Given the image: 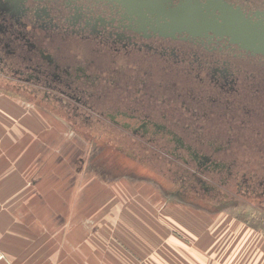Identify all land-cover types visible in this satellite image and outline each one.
I'll return each instance as SVG.
<instances>
[{
	"label": "flooded vegetation",
	"instance_id": "obj_1",
	"mask_svg": "<svg viewBox=\"0 0 264 264\" xmlns=\"http://www.w3.org/2000/svg\"><path fill=\"white\" fill-rule=\"evenodd\" d=\"M0 82L94 135L106 175L151 180L128 149L169 197L264 200V0H0Z\"/></svg>",
	"mask_w": 264,
	"mask_h": 264
},
{
	"label": "crops",
	"instance_id": "obj_2",
	"mask_svg": "<svg viewBox=\"0 0 264 264\" xmlns=\"http://www.w3.org/2000/svg\"><path fill=\"white\" fill-rule=\"evenodd\" d=\"M37 110L62 120L0 82V264H264V238L238 237L234 223L157 216L129 191L97 204L107 191L94 192L78 145L54 137L56 121L36 125Z\"/></svg>",
	"mask_w": 264,
	"mask_h": 264
},
{
	"label": "rangeland",
	"instance_id": "obj_3",
	"mask_svg": "<svg viewBox=\"0 0 264 264\" xmlns=\"http://www.w3.org/2000/svg\"><path fill=\"white\" fill-rule=\"evenodd\" d=\"M2 84L4 87L6 86L4 83ZM38 110L36 111V113L39 114V116H36L37 118L36 125H42L46 128L48 127V125H52V124L55 125V122L53 121L59 123L61 126L59 127V131L61 132L60 134L57 135L55 134L54 137L58 139L59 137L58 135H61L60 140H62V138L65 137L66 138L65 140L71 141L73 142V144L78 145V148L80 149L79 156L82 157L85 161L84 164L85 167H83L84 168L83 173L94 174V192H100L102 190L107 191V197L103 199L100 198V202H98L97 204H102V206H106V203L112 201L114 197L119 198L120 196L123 195L129 196V194L126 191H129L132 197L133 196L138 197L139 196L138 194L140 193L145 198V200H143L144 201L143 204H145L148 207L155 208L157 211V216H160L161 213L164 217H166L165 213L167 211H171L173 216L177 214L179 221L184 220L188 224H190L191 222L194 223V225H198L197 216H199V214L201 213H205L211 216V223H212L211 227H213V225L215 224L226 221L228 227L231 226V224L233 223L235 224L234 232L238 237H245V238L252 237L259 239L264 238V200L247 201L238 198L240 201L238 202L237 205L233 204L232 206L228 207L225 210L222 211L218 210L216 212H212L211 209L209 210L207 208L205 209L204 207L195 205L193 203H187L185 200L179 199L177 197H169L162 191L161 186L157 184L156 181H154V177H156L158 180H160V182L162 181L164 185H169L170 183H166L165 181L162 180L164 177L163 174H161L159 170H157V172H154L155 171L154 167L150 165L151 162H148L147 160L143 162H139L138 160L134 161L130 159L126 155L128 149H124V150L117 149L116 151L113 152L116 153V156L120 157V159L118 160L119 163H121L122 158H123V164H134L133 162L141 163V164H136L137 165L136 168L138 169L139 172L146 173L143 175L151 174L150 177L151 180L148 181L146 179L133 177V176L131 177L122 176L120 178H116L110 175H106L101 171L109 168L107 166V163H104L106 165V167H104V166H100L98 163L94 161V167H89L90 157L92 155L95 156V154L98 151L96 148L97 145L94 144V135H92V133H88V135L89 134L92 135V137H88L85 133L76 132L72 128L67 126L64 120H60L58 118H55L54 116L50 118H44L45 114L39 113ZM41 110L39 111L41 112ZM119 147L121 148L122 146L119 145ZM247 156L248 158L254 157L253 154H247ZM76 161L77 162L81 161V158H77ZM128 161H132V163ZM224 162L228 163L229 161H224ZM216 178L217 179L211 180L210 184L212 190L214 191L213 193L220 194L219 188L216 185L221 183H220V179H218V176H216ZM232 184L233 182L231 183V185ZM179 186L182 187L184 185L179 184ZM97 204L94 203V206H97ZM175 208H177L178 211L175 210ZM189 213H193L196 216V220L189 219L190 216H187ZM199 236H202V234Z\"/></svg>",
	"mask_w": 264,
	"mask_h": 264
},
{
	"label": "built area",
	"instance_id": "obj_4",
	"mask_svg": "<svg viewBox=\"0 0 264 264\" xmlns=\"http://www.w3.org/2000/svg\"><path fill=\"white\" fill-rule=\"evenodd\" d=\"M4 258V254H3V252L0 250V262H1V260Z\"/></svg>",
	"mask_w": 264,
	"mask_h": 264
}]
</instances>
